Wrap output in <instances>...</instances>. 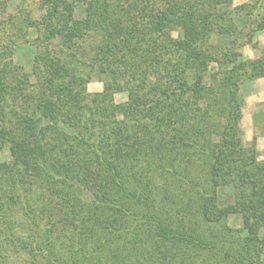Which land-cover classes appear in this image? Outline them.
<instances>
[{
	"label": "trees",
	"instance_id": "obj_1",
	"mask_svg": "<svg viewBox=\"0 0 264 264\" xmlns=\"http://www.w3.org/2000/svg\"><path fill=\"white\" fill-rule=\"evenodd\" d=\"M47 1L44 38L60 49L37 53L34 85L0 71V195L52 224L25 248L47 264H264V160L240 134L239 98L244 77L264 78V56L241 52L264 0Z\"/></svg>",
	"mask_w": 264,
	"mask_h": 264
},
{
	"label": "rangeland",
	"instance_id": "obj_2",
	"mask_svg": "<svg viewBox=\"0 0 264 264\" xmlns=\"http://www.w3.org/2000/svg\"><path fill=\"white\" fill-rule=\"evenodd\" d=\"M245 1L250 0H234L233 6ZM47 4V0H0V71H5L6 79L13 86L17 84V79L22 74L26 75V79L30 83L36 84L37 77L34 74V66L37 62V53L47 45H50V49H60V35L56 38H44L46 32L44 17L47 15ZM83 7L81 3H76L75 16L77 18L83 17L85 4ZM226 7L232 6L229 4L219 6L221 9ZM235 21L241 27H248L249 23L245 13L238 14ZM170 27L173 35L178 36V27L174 24H171ZM241 52L245 59H256L264 56V28L255 34L252 42L241 48ZM78 68L87 74L88 68L86 66L78 64ZM102 89L103 81L100 78H96L88 84V91L90 92H97ZM239 98L242 110L240 134L245 144L256 143L259 159L264 160V78L250 79L248 76L244 77L240 83ZM126 99V93H117L114 96L115 103L125 102ZM10 159L11 152L9 148L5 147L0 154V162ZM3 192L7 193L6 197H8V191L5 189L0 193ZM32 194V192L27 193L26 198H30V201L36 198ZM0 197V207H3L0 212L2 231L0 240L3 242L2 254H5V260L2 264H47L45 257L49 252L35 254L30 249L25 248L23 241L37 248L45 246L44 231L47 226L49 228V225L52 224L42 220L40 225L36 226L35 222L24 214L28 208L26 200L15 206L6 201L5 197L1 195ZM218 200L221 206L233 203V188L231 186L220 187ZM240 221V217L232 219L235 225H240ZM4 223L5 226H3ZM34 228L35 233L32 232ZM60 243V241L57 242V249L66 251L67 247H62ZM49 248L52 250V247L48 245ZM200 262L198 260L197 263L201 264Z\"/></svg>",
	"mask_w": 264,
	"mask_h": 264
}]
</instances>
